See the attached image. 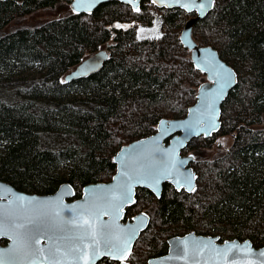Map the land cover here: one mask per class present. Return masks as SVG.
Returning a JSON list of instances; mask_svg holds the SVG:
<instances>
[{"label": "trees", "instance_id": "1", "mask_svg": "<svg viewBox=\"0 0 264 264\" xmlns=\"http://www.w3.org/2000/svg\"><path fill=\"white\" fill-rule=\"evenodd\" d=\"M130 8L107 3L86 15L74 13L71 0H0V181L37 195L67 183L79 198L84 186L111 180L123 145L149 136L161 119L186 115L206 82L179 39L183 20L195 14L148 0L138 12ZM42 10L58 15L25 24ZM153 10L162 16L161 36L138 39L137 23L150 24ZM192 37L217 50L237 84L218 132L181 153L195 157V190L164 185L157 199L137 189L125 219L144 212L150 220L129 264L164 255L169 238L189 232L264 245V0H214ZM101 50L108 58L100 71L64 80ZM218 136L230 139L227 150L201 156Z\"/></svg>", "mask_w": 264, "mask_h": 264}, {"label": "water", "instance_id": "2", "mask_svg": "<svg viewBox=\"0 0 264 264\" xmlns=\"http://www.w3.org/2000/svg\"><path fill=\"white\" fill-rule=\"evenodd\" d=\"M140 1L99 0L94 6L88 8L86 5L78 6L76 0H71V9L76 14L88 15L100 5L119 3L135 10L139 8ZM148 1L153 4L151 0ZM200 2L201 0H197V3ZM204 2L207 5L209 0H204ZM153 5L158 9L179 8L187 13L195 14L186 21L179 35L183 47L189 51L193 66L202 72L206 78V82L197 89L195 102L187 109V113L183 118L161 119L154 134L123 145L113 157L115 173L111 180L107 183H94L84 186L79 198H75L74 189L67 183L60 185L53 194L37 195L17 191L9 184L0 181V219L4 220L3 229L0 230V261H3V264H33V262L35 264H52L54 259H59L60 264H83L82 261L78 262L74 259L76 254L71 252V248L79 243L75 237L82 233L84 229L77 227L76 224L70 223V221L74 218L79 221L81 216L88 218L90 215L98 227L110 225L113 231L122 238H126L129 235V229H135V234L132 235L130 240L131 254L135 242L141 232L146 230L150 220L149 216L144 212H140L130 219H125L126 209L135 203L137 189H145L157 199L161 197L164 185L170 186L175 191L182 190L189 194L192 193L193 191H189L187 185L181 186L176 183V180L180 179V173H190L194 177L191 187L196 188L197 174L190 166L195 157L193 155H182L181 153L193 138L200 136L210 138L218 132L221 125V106L231 90L236 86L237 74L233 68L220 58L217 50L211 46H199L192 37L194 25L208 15L213 8L214 0H211V6H206L203 11H198L195 7L191 11L185 10L179 4L174 3V0H165L163 4L158 2ZM154 17L159 20V17L155 15ZM107 58L106 50H101L88 56L68 73L64 80L71 82L97 73L101 70ZM221 65L223 66L222 68L220 67ZM229 73H231V82L223 87L222 95H218V89L224 83L222 78ZM213 120L215 122V130L209 132L207 129L210 127V121ZM173 160L176 162L173 176L168 179H161L158 185H154L148 180L136 183V180L150 166L169 163ZM181 161H183V164L180 163ZM125 173H127V176L124 175ZM128 176L133 178L132 199L134 202L125 204L123 210L117 216L111 206L115 203L111 201V197L119 194L120 186L125 183ZM21 197L23 200L20 199ZM39 202H51L47 207L60 211V216L55 218L54 221H49L48 226L43 229L45 234L41 237V243L35 246L45 250L44 256L47 257L46 259L40 257L39 254H30L25 257L22 251L17 253L12 251L14 247L20 248L16 235L17 230L13 227V221L20 223L23 222V219L35 215L39 209L45 207ZM105 210L108 211V214L101 215ZM96 217H98V220ZM144 217L146 219H143ZM142 219L143 223H141ZM209 240L212 243L201 254L198 242H208ZM1 241L6 243L2 245ZM233 242L241 246L250 245L253 252L257 255L247 259L254 261L255 264H260L261 261H264V258L258 256V253L264 250V245L254 247L248 239L244 241L238 239L220 241L217 236H205L189 232L182 236L169 238L167 240L166 253L158 257L149 258L145 264H204L205 261H208V264H218L217 261L213 260L215 255L213 249H222ZM57 246L61 248V253L57 257H53L49 254L48 249ZM185 246H187V259L177 258L182 256L181 249ZM129 257L130 255L123 261V264H129ZM102 259L121 264V261L110 256L99 257L94 264H98ZM238 259L244 260L245 257L241 255Z\"/></svg>", "mask_w": 264, "mask_h": 264}, {"label": "snow or ice", "instance_id": "3", "mask_svg": "<svg viewBox=\"0 0 264 264\" xmlns=\"http://www.w3.org/2000/svg\"><path fill=\"white\" fill-rule=\"evenodd\" d=\"M97 2H99V0H76L78 6L86 5L88 8H91ZM151 2L153 4H157L158 2L163 4L165 3V0H151ZM174 3L179 4L180 7L188 11H191L193 7L198 11H203L206 6H211V0H209L207 5L204 0H201L200 3H197V0H174ZM135 10L139 11V8H136ZM115 27L126 28L127 26L116 24ZM139 31L143 33L145 30L141 28ZM156 38L159 37L157 36ZM220 67L222 68L223 66L221 65ZM230 76L231 73L222 78L224 83L218 89V95H222L223 87L231 82ZM212 130H215L214 120L210 121V127L207 129L209 132ZM180 163L183 164V161ZM174 169H176V162L174 160L169 163L150 166L141 174L140 178L136 180V183H139L142 180H148L152 184L158 185L161 179H168L173 176ZM124 175L127 176V173ZM179 175L180 179H177L176 183L181 186L187 185L189 191H194L195 189L191 187V182L194 177L190 173H180ZM132 179L131 176H128L125 183L120 186L119 194L111 197V201L115 202L111 206L117 216H119V213L123 210L125 204L134 202L132 199ZM20 199L23 200L22 197ZM39 203L45 205V207L39 209L35 215L23 219V222L20 223H15L13 221V227L17 230L16 235L20 248L17 249L14 247L12 251L13 253L22 251L25 257L30 254H39L40 257L46 259L47 257L44 256L45 250L35 246H38L41 243V237L45 234L43 229L48 226L49 221H54L55 218L60 216V211L55 208H48L47 205L51 202ZM107 214V210L101 213V215ZM96 219L98 220V217H96ZM143 219H146V217ZM143 219L141 220V223H143ZM70 223L76 224L77 227L84 229L82 233L75 237L79 243L71 248V252L76 254L74 257L76 261H82L83 264H90V262L94 264L97 258L110 256L113 259L121 261V264H123V261H125L130 255V240L132 235L135 234V229H129V235L126 238H122L119 234L113 231L112 226L110 225H101L98 227L91 215L88 218L81 216L79 221L74 218ZM3 226L4 220L0 219V230L3 229ZM49 239H51V237H49ZM211 243L210 240L208 242H198L199 252L202 254L204 249L208 248ZM213 251L215 253L213 260L217 261L218 264H255L254 261L247 258L257 255L253 252L250 245L241 246L235 242L228 244L222 249L214 248ZM48 252L51 256L57 257L61 253V248L58 246L55 248H49ZM181 252L182 256L177 258L187 259V246L182 248ZM65 255H67V253H65ZM241 255L245 257L244 260L238 259ZM258 256L264 258V250H261L258 253ZM0 264H3V261H0ZM33 264H35V262H33ZM52 264H60L59 259H54ZM204 264H208V261H205ZM260 264H264V261H261Z\"/></svg>", "mask_w": 264, "mask_h": 264}, {"label": "rangeland", "instance_id": "4", "mask_svg": "<svg viewBox=\"0 0 264 264\" xmlns=\"http://www.w3.org/2000/svg\"><path fill=\"white\" fill-rule=\"evenodd\" d=\"M130 10L132 12H138V11H135V10H132L130 8ZM61 10L59 9V14H60ZM152 14H153V19L151 21L150 24H138L137 23V30H136V36L138 39H158L156 38L157 36L160 37L161 34H162V29L164 27L163 25V22H162V16L157 13L156 11H152ZM58 15V12L57 11H53V10H42V11H39L37 12L36 14H34L32 17H30L29 19H27L25 21V24L27 25H34L36 24L38 21H41V20H45V19H51V18H54V17H57ZM157 16L159 17V20L156 19ZM187 19H189L188 17H186ZM187 19L183 20V24L182 26L186 23ZM20 24H24V23H20ZM134 24V23H132ZM143 28L145 31L143 33H141L139 30ZM195 36V35H194ZM196 37V36H195ZM197 39V38H196ZM158 125V124H157ZM156 125V127H157ZM156 127L154 129V132L151 133L150 135L154 134L155 131H156ZM262 127H264V119H263V124H262ZM149 135V136H150ZM148 137V136H147ZM201 137V136H200ZM199 138V137H198ZM142 139V138H140ZM193 139H196V138H193ZM192 139V140H193ZM139 140V139H138ZM191 140V141H192ZM136 141V140H135ZM190 141V142H191ZM189 142V143H190ZM188 143V144H189ZM187 144V145H188ZM230 145V139L227 137V136H218L215 141H214V145L213 147L211 148L210 151H207L206 153H203V154H200L201 156H213L215 155L218 151L219 152H223V151H226L228 146ZM187 147V146H186ZM185 149V148H184ZM117 153V152H116ZM189 154H192V152H188L187 154H184V155H189ZM115 156V155H114ZM135 214V213H134ZM138 214V213H137ZM136 215V214H135ZM134 216V215H133ZM220 240V238H219ZM226 240H229V239H226ZM129 263V262H128Z\"/></svg>", "mask_w": 264, "mask_h": 264}, {"label": "flooded vegetation", "instance_id": "5", "mask_svg": "<svg viewBox=\"0 0 264 264\" xmlns=\"http://www.w3.org/2000/svg\"><path fill=\"white\" fill-rule=\"evenodd\" d=\"M195 160V159H194Z\"/></svg>", "mask_w": 264, "mask_h": 264}]
</instances>
